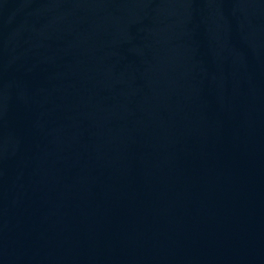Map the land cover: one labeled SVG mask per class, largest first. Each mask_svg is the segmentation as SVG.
I'll list each match as a JSON object with an SVG mask.
<instances>
[{
    "label": "water",
    "instance_id": "95a60500",
    "mask_svg": "<svg viewBox=\"0 0 264 264\" xmlns=\"http://www.w3.org/2000/svg\"><path fill=\"white\" fill-rule=\"evenodd\" d=\"M0 264H264V0H0Z\"/></svg>",
    "mask_w": 264,
    "mask_h": 264
}]
</instances>
